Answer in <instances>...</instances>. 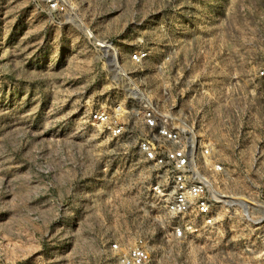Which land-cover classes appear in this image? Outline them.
I'll use <instances>...</instances> for the list:
<instances>
[{
	"label": "rangeland",
	"instance_id": "1",
	"mask_svg": "<svg viewBox=\"0 0 264 264\" xmlns=\"http://www.w3.org/2000/svg\"><path fill=\"white\" fill-rule=\"evenodd\" d=\"M68 1L70 15L53 18L40 0H0V264H116L102 238L139 230L136 179L90 113L128 97L121 65L160 104L169 57L171 76L197 78L174 91L224 167L232 208L223 236L174 247L161 264H264V226L241 211L264 219V0ZM103 40L122 64L105 63ZM143 49L150 59L136 66Z\"/></svg>",
	"mask_w": 264,
	"mask_h": 264
},
{
	"label": "built area",
	"instance_id": "2",
	"mask_svg": "<svg viewBox=\"0 0 264 264\" xmlns=\"http://www.w3.org/2000/svg\"><path fill=\"white\" fill-rule=\"evenodd\" d=\"M40 1L42 13L48 17L71 13L68 0ZM91 38L94 39L92 34ZM96 46L111 68L113 64L118 66L119 61L122 64L113 42L97 41ZM149 59L150 51L145 49L130 56L136 66ZM175 62L169 57L162 63L165 83L160 104L135 85L131 72L121 65L117 74L130 86L128 97L110 105L99 103V108L90 113L99 133L106 134L119 147L122 171L136 179L134 184L129 183L128 197L136 211L139 230L126 226L117 235L109 227L102 238L116 264H161L160 257L164 258L174 247L223 236L230 217L232 204L218 187L224 167L216 159L212 144L198 134L179 107L185 91H174L179 86L177 79L194 85L197 78L192 72H188L189 78L185 76L186 69L171 76L169 65ZM260 76L264 77V68ZM132 190L135 195H131ZM247 209L241 206L246 219L264 226V219H251ZM260 257L264 262V251Z\"/></svg>",
	"mask_w": 264,
	"mask_h": 264
},
{
	"label": "bare ground",
	"instance_id": "3",
	"mask_svg": "<svg viewBox=\"0 0 264 264\" xmlns=\"http://www.w3.org/2000/svg\"><path fill=\"white\" fill-rule=\"evenodd\" d=\"M118 64H120V62ZM119 70H120V68H119Z\"/></svg>",
	"mask_w": 264,
	"mask_h": 264
}]
</instances>
